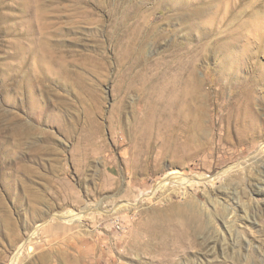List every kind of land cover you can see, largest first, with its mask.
Segmentation results:
<instances>
[{
	"label": "rangeland",
	"instance_id": "rangeland-1",
	"mask_svg": "<svg viewBox=\"0 0 264 264\" xmlns=\"http://www.w3.org/2000/svg\"><path fill=\"white\" fill-rule=\"evenodd\" d=\"M195 81L201 130L146 136ZM259 98L264 0H0V264H264Z\"/></svg>",
	"mask_w": 264,
	"mask_h": 264
},
{
	"label": "bare ground",
	"instance_id": "bare-ground-1",
	"mask_svg": "<svg viewBox=\"0 0 264 264\" xmlns=\"http://www.w3.org/2000/svg\"><path fill=\"white\" fill-rule=\"evenodd\" d=\"M171 69H173V68H171ZM168 70H169V68H168ZM168 73H169V71H168ZM174 73H175V70H174ZM166 74H167V72H166ZM181 77L179 76V78H181ZM191 85H192V87L191 88L189 87L190 89H188L185 86L184 87L173 86L172 88H170V91L168 92V94L162 95L164 100H165V101L163 100L164 102H162V103L167 104V106H169V107L164 108L161 106V108H160V104L158 101L157 105H159V107L157 106L158 108L155 109L154 108L155 104L152 101L153 104L151 102L150 104H148V106L142 108L141 115H143V116H142V118L139 119V122L142 125V127H141L142 130H143V128H145L146 136L150 135L151 130L154 128H156V133L159 136V138H161L162 140L165 139V136L168 135L169 133H170V135L168 137H170V138L175 137V130L178 129L179 131H181L182 126L186 127L189 123H191V125H192V126H190V129H200L201 128L200 122H201L202 117L204 115V108H202L201 106L198 107L196 105H195L196 107H192V103L194 101H197L196 90L199 88L200 82L195 81ZM161 90H162V88H161ZM159 91H160V89H159ZM155 93H156V95L158 94L157 92H155ZM156 99H157V97H156ZM160 100H162V99H160ZM254 100L256 101L257 109H254L252 107L247 108L245 111V116L251 117L258 124L263 125L264 121L262 119H260V114H261L262 108L264 106V99L259 98L257 100L256 99H254ZM198 104H199V102H198ZM154 125H155V127H154ZM261 125H260V127H261ZM185 132H186V130H185ZM198 132H199V130H198ZM263 147H264V142L261 143L260 150ZM169 176L172 177L171 181L176 180L179 183H185V184L189 183L188 179L181 178L180 174L176 171L171 172L169 174ZM169 176H168V178H169ZM34 236H35V233H32L26 239L20 240L18 244H11V246L15 247V250H13L9 254V256L7 257L8 262L6 264H20L22 256H24L25 252L27 254L32 252V247H33L32 245H33Z\"/></svg>",
	"mask_w": 264,
	"mask_h": 264
}]
</instances>
